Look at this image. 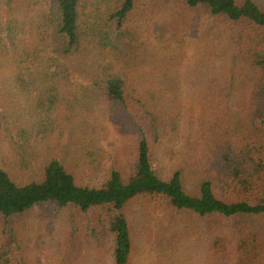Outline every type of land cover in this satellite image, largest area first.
<instances>
[{
  "label": "rangeland",
  "instance_id": "374dc122",
  "mask_svg": "<svg viewBox=\"0 0 264 264\" xmlns=\"http://www.w3.org/2000/svg\"><path fill=\"white\" fill-rule=\"evenodd\" d=\"M104 1H86L85 14L98 25L89 36L93 41L75 60L77 69L57 83L51 71L45 77L33 75L36 63L50 53L40 39L48 41L49 29L42 32L51 0H0V168L16 181L38 176L48 157L85 184H101L117 162L118 168L131 171L135 126L127 113L107 111L90 75L116 74L146 93L163 86L170 100L178 101V108L165 109L161 141L152 150L153 167L165 176L172 167H186L183 153L198 138L190 105L202 100L203 91L224 89L231 122L235 127L243 123L254 75L244 62L217 48L213 23L192 19L186 26L165 27L161 10L155 9L139 19L134 12L119 35L105 20ZM253 1L264 9V0ZM137 5L136 11L142 10V0ZM169 156L174 161H166ZM193 175L185 170L187 188L197 180ZM164 208L144 199L131 205L129 264H234L238 231L264 234L258 221L201 218ZM69 221L47 205L0 217V246L10 243L13 264H111L102 232L92 235V223L84 218L76 219L75 226Z\"/></svg>",
  "mask_w": 264,
  "mask_h": 264
},
{
  "label": "trees",
  "instance_id": "16d2710c",
  "mask_svg": "<svg viewBox=\"0 0 264 264\" xmlns=\"http://www.w3.org/2000/svg\"><path fill=\"white\" fill-rule=\"evenodd\" d=\"M86 1L51 0L47 29L42 32L49 29L48 41L40 39L43 50L50 53L36 63L33 75L45 77L51 71L58 83L66 79L69 70L77 69L73 64L87 52L88 40L93 41L89 36L98 26L85 14ZM138 1H104L105 20L115 33H121L134 12L139 19L142 13L155 9L161 10L165 27L186 26L192 19L211 22L217 29L214 44H219L217 48L230 55L229 59L241 60L252 70L254 85L238 127L231 122L224 89L214 86L203 91L202 100L190 105L192 132L198 138L183 153L186 167H172L165 176L154 169L152 150L161 141L165 109L178 108V101L170 100L172 96L163 86L151 87L146 93L141 87L128 86L116 74L90 75L107 111L112 115L127 113L135 126L131 171L118 168L117 162L101 184L93 185L78 182L54 157L42 162L39 175L27 181H16L0 168V217L11 218L47 205L64 212L72 226L76 219L84 218L92 223V235L102 232L111 264L130 263L133 238L128 210L142 199L201 218L254 220L264 229V9L253 0H142V10L136 11ZM210 45L215 48L211 41ZM174 159L169 156L166 161ZM185 170L197 179L191 188L185 185ZM237 235L234 264H264V234L240 230ZM218 241L221 239L216 238ZM9 245L0 246V264H13Z\"/></svg>",
  "mask_w": 264,
  "mask_h": 264
}]
</instances>
